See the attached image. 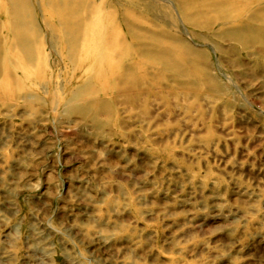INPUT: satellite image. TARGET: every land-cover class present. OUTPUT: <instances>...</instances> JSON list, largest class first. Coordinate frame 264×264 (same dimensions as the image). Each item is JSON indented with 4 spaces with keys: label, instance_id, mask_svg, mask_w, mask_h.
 <instances>
[{
    "label": "rangeland",
    "instance_id": "1",
    "mask_svg": "<svg viewBox=\"0 0 264 264\" xmlns=\"http://www.w3.org/2000/svg\"><path fill=\"white\" fill-rule=\"evenodd\" d=\"M0 264H264V0H0Z\"/></svg>",
    "mask_w": 264,
    "mask_h": 264
}]
</instances>
